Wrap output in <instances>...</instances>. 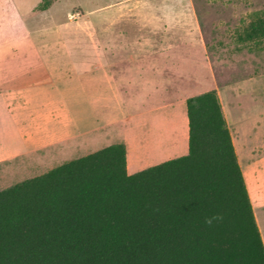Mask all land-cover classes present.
<instances>
[{"label":"trees","instance_id":"1","mask_svg":"<svg viewBox=\"0 0 264 264\" xmlns=\"http://www.w3.org/2000/svg\"><path fill=\"white\" fill-rule=\"evenodd\" d=\"M237 41L264 43V13ZM186 116L183 156L128 174L120 142L0 190V264H264L217 91Z\"/></svg>","mask_w":264,"mask_h":264},{"label":"crops","instance_id":"2","mask_svg":"<svg viewBox=\"0 0 264 264\" xmlns=\"http://www.w3.org/2000/svg\"><path fill=\"white\" fill-rule=\"evenodd\" d=\"M134 1L118 0V6ZM135 18L136 9L118 8V23ZM151 30H120L118 61H88L67 39L35 40L39 31L26 30L12 46L17 49L0 60V165L54 161L91 148L108 133L125 145L128 174L187 154L186 100L209 91L195 85L197 69L207 67L202 32L198 57L189 60L190 44L172 38L169 26ZM217 94L264 246V213L252 204L248 180L264 176V153L255 155L245 143L241 150L235 119Z\"/></svg>","mask_w":264,"mask_h":264},{"label":"rangeland","instance_id":"3","mask_svg":"<svg viewBox=\"0 0 264 264\" xmlns=\"http://www.w3.org/2000/svg\"><path fill=\"white\" fill-rule=\"evenodd\" d=\"M41 1L0 0V10L6 13L0 12V60L17 49L12 46L22 41L26 30H33L39 31L35 40L67 39L77 55L88 61H118L120 30L148 33L151 28L163 25L170 27L172 38H183L195 46L188 47L190 60L194 54L198 57L200 28L207 67L197 69L196 89H215L226 100L229 116H233L240 131L241 150L245 143L246 147L256 149L255 155L264 153V43L237 41L238 33L254 14L264 13V0H138L120 6L118 0H56L48 9L38 11ZM118 8L136 9L137 18L118 23ZM76 12L82 14L79 19L68 18ZM111 142H118V136L108 133L105 140L90 144H95L91 148L54 161H37L26 166H19L18 160L3 163L0 190ZM239 157L242 162V151ZM248 180L252 204L261 207L264 213V176L254 173Z\"/></svg>","mask_w":264,"mask_h":264},{"label":"clouds","instance_id":"4","mask_svg":"<svg viewBox=\"0 0 264 264\" xmlns=\"http://www.w3.org/2000/svg\"><path fill=\"white\" fill-rule=\"evenodd\" d=\"M213 219H216V217L206 218L205 222L208 223V224H211Z\"/></svg>","mask_w":264,"mask_h":264},{"label":"built area","instance_id":"5","mask_svg":"<svg viewBox=\"0 0 264 264\" xmlns=\"http://www.w3.org/2000/svg\"><path fill=\"white\" fill-rule=\"evenodd\" d=\"M78 16H79L78 13L71 14V18H72V19H75V18H77Z\"/></svg>","mask_w":264,"mask_h":264},{"label":"bare ground","instance_id":"6","mask_svg":"<svg viewBox=\"0 0 264 264\" xmlns=\"http://www.w3.org/2000/svg\"><path fill=\"white\" fill-rule=\"evenodd\" d=\"M256 208H258V207L256 206ZM256 214H259V213H256Z\"/></svg>","mask_w":264,"mask_h":264}]
</instances>
